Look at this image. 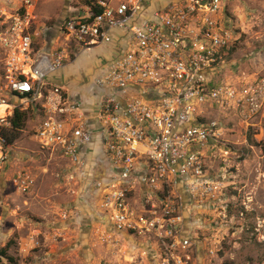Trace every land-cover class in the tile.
Here are the masks:
<instances>
[{
	"label": "built area",
	"instance_id": "obj_1",
	"mask_svg": "<svg viewBox=\"0 0 264 264\" xmlns=\"http://www.w3.org/2000/svg\"><path fill=\"white\" fill-rule=\"evenodd\" d=\"M147 1H100L94 7L102 12L89 7L68 17L61 27L65 42L48 53L35 46L42 0H7L0 16V181L11 166L8 134L17 111L37 117L33 137L43 151L61 154L77 174L86 175L90 122L70 92L49 78L71 62L70 46L90 51L110 43L111 32L129 31L135 45L95 79L98 89L111 92L97 115L111 167L93 183L91 197L116 234L105 232L101 239L117 251L123 240L118 234L146 239L155 245L159 264H196L194 237L183 236L181 189L193 213L217 201L222 185L208 174L207 156L210 145L227 144L223 125L204 120L214 107L228 106L248 131L257 121L262 125L264 78L238 85L218 80L237 40L223 19L228 0H179L150 19L143 17ZM139 88L154 100L140 96ZM10 181L21 195L35 186L24 171ZM2 226L0 217V243Z\"/></svg>",
	"mask_w": 264,
	"mask_h": 264
},
{
	"label": "rangeland",
	"instance_id": "obj_2",
	"mask_svg": "<svg viewBox=\"0 0 264 264\" xmlns=\"http://www.w3.org/2000/svg\"><path fill=\"white\" fill-rule=\"evenodd\" d=\"M88 1L42 0L36 48L43 47L45 37L61 32L68 17L100 1L117 0H92V5ZM6 8V4L0 6V16ZM223 19L234 29L237 40L227 63L218 69V80L238 85L264 78V0H228ZM57 36L61 38L60 33ZM74 58L71 53V62ZM1 60L0 53V78ZM205 119L223 125L227 144L220 148L210 145L207 156L208 174L222 185L218 200L206 205L207 212L188 216L198 228L194 236L196 264H264V119L262 125L257 121L248 131L241 116L228 106L214 107ZM37 123V117L29 115L12 146L10 170L0 181V264H159L155 259L142 263L124 239L120 251L104 243L103 234H113L104 223L86 225L84 221L78 226L75 218H64L67 211L77 212L76 204L84 198L83 184L86 188L90 182L61 154L37 145L33 137ZM18 171L35 180L29 194H19L10 181ZM135 198L139 201V196Z\"/></svg>",
	"mask_w": 264,
	"mask_h": 264
},
{
	"label": "crops",
	"instance_id": "obj_3",
	"mask_svg": "<svg viewBox=\"0 0 264 264\" xmlns=\"http://www.w3.org/2000/svg\"><path fill=\"white\" fill-rule=\"evenodd\" d=\"M176 1L179 0H149L145 5L146 10L143 13V17L150 19L154 11L164 9ZM6 2L7 0H0V6H5ZM59 33L61 38L57 36ZM111 39L112 41L110 43L101 45L90 51L81 50L75 45L70 46L71 53L75 54L74 60L65 68L52 75L49 78V83L56 87L65 88L82 105L83 111L90 122L93 135V143L86 151L89 168L86 175L83 176L86 179L85 181L90 183H88L86 188L85 184H83L84 198L81 204H76L75 209L78 212V216L74 220L78 226L81 224L84 225V221L86 225L90 221H99L109 227V230L113 234H116L107 216L101 212L100 207L97 206L91 197V194L94 192L93 182L101 179L106 173V169L111 167L106 156V149L97 120L102 100L106 95L111 94V92L98 89L95 86V79L108 64L125 56L128 50L135 45V41L129 31L115 30L111 32ZM64 42L61 32L57 31L45 37V42L41 50L52 53L63 45ZM136 92L146 100H154L152 94L147 93L148 91L146 92L144 89L139 88ZM181 192L184 197L183 212L185 219L187 218L183 236L194 237L198 228H196V221L192 223L190 217H188L193 213L190 207V196L185 188H182ZM207 207L203 206L198 211L207 212ZM118 236L129 243L131 252L135 251V257L137 255V257H141L142 263L149 262L150 260L153 261L157 257L155 245L148 240L130 237L126 234H118Z\"/></svg>",
	"mask_w": 264,
	"mask_h": 264
},
{
	"label": "trees",
	"instance_id": "obj_4",
	"mask_svg": "<svg viewBox=\"0 0 264 264\" xmlns=\"http://www.w3.org/2000/svg\"><path fill=\"white\" fill-rule=\"evenodd\" d=\"M92 5V0L88 1V5ZM95 5H92L94 11L96 13L102 12L101 10H98L97 8L94 7ZM29 115L28 113H22L17 111L12 118V124H13V129L10 134H8L9 138V144L14 145V143L19 139L22 131L24 130L26 123L28 121ZM3 256H7L5 251H2ZM13 261V259H10Z\"/></svg>",
	"mask_w": 264,
	"mask_h": 264
}]
</instances>
